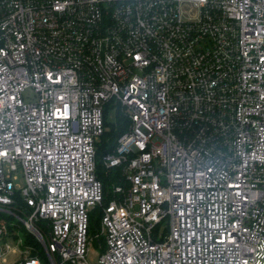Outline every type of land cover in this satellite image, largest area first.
Segmentation results:
<instances>
[{
  "label": "built area",
  "instance_id": "1",
  "mask_svg": "<svg viewBox=\"0 0 264 264\" xmlns=\"http://www.w3.org/2000/svg\"><path fill=\"white\" fill-rule=\"evenodd\" d=\"M0 215V264H264V0H0Z\"/></svg>",
  "mask_w": 264,
  "mask_h": 264
},
{
  "label": "trees",
  "instance_id": "2",
  "mask_svg": "<svg viewBox=\"0 0 264 264\" xmlns=\"http://www.w3.org/2000/svg\"><path fill=\"white\" fill-rule=\"evenodd\" d=\"M128 126V122L125 118L122 116H119L117 119V122H112L109 121L106 118V127L107 131L105 133V136L101 140V142L98 145V167H97V172H98V177L99 179L103 182L105 190L108 192L110 189V186L113 182H116L119 184L122 180V175L119 170H114L106 174L104 172L103 166L101 165V158L103 155L113 152L115 149V144L116 140L126 132ZM100 215H101V210L99 208H96L92 213H91V220H90V230L92 232L95 231L97 226L99 225V220H100ZM2 215H0V218ZM28 243L34 247L38 248V245L36 241L33 239L31 235H26Z\"/></svg>",
  "mask_w": 264,
  "mask_h": 264
},
{
  "label": "rangeland",
  "instance_id": "3",
  "mask_svg": "<svg viewBox=\"0 0 264 264\" xmlns=\"http://www.w3.org/2000/svg\"><path fill=\"white\" fill-rule=\"evenodd\" d=\"M111 116H114V119L113 120L111 119ZM108 119H109V121H112L114 123L117 122V119H116V109H113L110 112V115H109V118ZM20 178H23L22 173L20 174ZM20 183H21V180H19V181L16 182L17 185H20ZM11 221L13 223L20 224V222L16 218H12ZM163 227H164V225H162L161 231H162ZM17 231L20 233V235L25 234V230L23 228L18 229ZM11 244H12V246H17V244H16L15 241H12ZM93 248H95L94 251L91 250V252L88 254V261L91 264H97L98 259H99L100 255L102 254V252H101V250H99L98 247L93 246ZM16 258H17V255H12V257L10 258V264Z\"/></svg>",
  "mask_w": 264,
  "mask_h": 264
}]
</instances>
